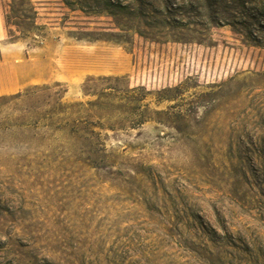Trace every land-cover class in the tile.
Listing matches in <instances>:
<instances>
[{"label": "rangeland", "instance_id": "obj_1", "mask_svg": "<svg viewBox=\"0 0 264 264\" xmlns=\"http://www.w3.org/2000/svg\"><path fill=\"white\" fill-rule=\"evenodd\" d=\"M0 44L84 104H0V264H264V0H0Z\"/></svg>", "mask_w": 264, "mask_h": 264}, {"label": "trees", "instance_id": "obj_2", "mask_svg": "<svg viewBox=\"0 0 264 264\" xmlns=\"http://www.w3.org/2000/svg\"><path fill=\"white\" fill-rule=\"evenodd\" d=\"M87 83L83 85V93L85 95L98 96L100 99L104 93L89 92ZM60 86L61 84H56L54 87ZM54 87L34 86L15 95L1 96L0 104L9 102L16 104V112L19 113L17 127L22 129H46L53 132H66L65 122L72 121L76 123V121H79L78 119L72 118L73 115H71L69 110L75 106H84V104H69L64 102L68 91L65 90L55 93L53 92ZM143 122L145 123L147 120L143 119ZM96 138L99 140L101 135H96ZM101 152L103 154L102 157L96 160L105 161L106 149L104 148Z\"/></svg>", "mask_w": 264, "mask_h": 264}, {"label": "crops", "instance_id": "obj_3", "mask_svg": "<svg viewBox=\"0 0 264 264\" xmlns=\"http://www.w3.org/2000/svg\"><path fill=\"white\" fill-rule=\"evenodd\" d=\"M5 48V49H4ZM11 51L8 49V46H3L2 44H0V60H1V56L2 58H4V61H0V91H6V89H8L9 87H15L16 85L19 87H24L30 83H32V77H29L28 75H21L19 73V68L18 67V71H17V75H15V77L12 79V81H8L6 78V74L8 71L7 68V59L9 58V53ZM6 63V64H5ZM2 94V92L0 93Z\"/></svg>", "mask_w": 264, "mask_h": 264}]
</instances>
